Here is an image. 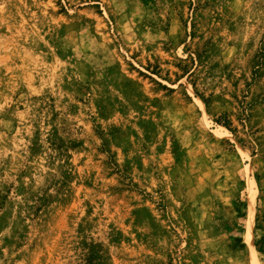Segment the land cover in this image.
Segmentation results:
<instances>
[{
  "label": "rangeland",
  "instance_id": "obj_1",
  "mask_svg": "<svg viewBox=\"0 0 264 264\" xmlns=\"http://www.w3.org/2000/svg\"><path fill=\"white\" fill-rule=\"evenodd\" d=\"M0 264H264V0H0Z\"/></svg>",
  "mask_w": 264,
  "mask_h": 264
}]
</instances>
